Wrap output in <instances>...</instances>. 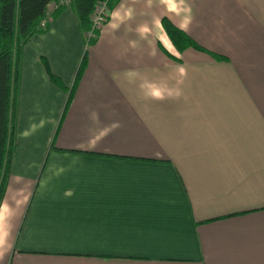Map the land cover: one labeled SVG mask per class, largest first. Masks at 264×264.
Returning a JSON list of instances; mask_svg holds the SVG:
<instances>
[{
	"label": "crops",
	"instance_id": "obj_1",
	"mask_svg": "<svg viewBox=\"0 0 264 264\" xmlns=\"http://www.w3.org/2000/svg\"><path fill=\"white\" fill-rule=\"evenodd\" d=\"M0 264H264V0H115L86 51L67 7L33 36Z\"/></svg>",
	"mask_w": 264,
	"mask_h": 264
},
{
	"label": "trees",
	"instance_id": "obj_2",
	"mask_svg": "<svg viewBox=\"0 0 264 264\" xmlns=\"http://www.w3.org/2000/svg\"><path fill=\"white\" fill-rule=\"evenodd\" d=\"M53 1L55 0H0V204L10 173L11 158L15 150V115L22 48L33 36L46 32L49 22L65 9L59 8L53 11L46 26L40 29L38 25L44 18L45 8ZM97 1L99 0L69 1L68 7L73 11L79 30L83 34L89 28V17ZM160 24L167 39L177 52L187 48L203 50L166 18H163ZM84 55L76 70L73 85L67 91L66 105L70 101L72 89L84 67ZM40 62L49 83L58 90L65 92L66 89L59 79L50 73L46 61L41 58ZM65 152L129 159L80 151Z\"/></svg>",
	"mask_w": 264,
	"mask_h": 264
},
{
	"label": "built area",
	"instance_id": "obj_3",
	"mask_svg": "<svg viewBox=\"0 0 264 264\" xmlns=\"http://www.w3.org/2000/svg\"><path fill=\"white\" fill-rule=\"evenodd\" d=\"M70 0H55L47 5L44 11V18L38 27L43 29L49 21L53 11L59 8H67ZM115 0H99L94 6L89 17V28L83 34V50L86 51L89 45L96 39V35L106 23L110 15V7Z\"/></svg>",
	"mask_w": 264,
	"mask_h": 264
},
{
	"label": "rangeland",
	"instance_id": "obj_4",
	"mask_svg": "<svg viewBox=\"0 0 264 264\" xmlns=\"http://www.w3.org/2000/svg\"><path fill=\"white\" fill-rule=\"evenodd\" d=\"M10 185L12 186L13 184L10 182Z\"/></svg>",
	"mask_w": 264,
	"mask_h": 264
}]
</instances>
